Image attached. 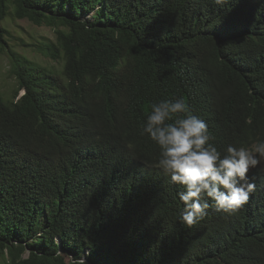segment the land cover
<instances>
[{"label":"trees","instance_id":"16d2710c","mask_svg":"<svg viewBox=\"0 0 264 264\" xmlns=\"http://www.w3.org/2000/svg\"><path fill=\"white\" fill-rule=\"evenodd\" d=\"M55 26L40 51H10L0 94V255L6 264H264V170L233 215L191 228L141 128L183 97L223 154L264 139V0H0ZM23 93L20 95V92ZM211 204V201H209Z\"/></svg>","mask_w":264,"mask_h":264},{"label":"clouds","instance_id":"9594fccd","mask_svg":"<svg viewBox=\"0 0 264 264\" xmlns=\"http://www.w3.org/2000/svg\"><path fill=\"white\" fill-rule=\"evenodd\" d=\"M145 134L159 148L156 167L171 184L183 186L177 194L183 205L181 224H198L210 207L233 215L256 190L248 172L264 165V139L257 138L249 147L229 144L222 154L206 121L192 113L183 97L153 103L141 128Z\"/></svg>","mask_w":264,"mask_h":264},{"label":"rangeland","instance_id":"374dc122","mask_svg":"<svg viewBox=\"0 0 264 264\" xmlns=\"http://www.w3.org/2000/svg\"><path fill=\"white\" fill-rule=\"evenodd\" d=\"M2 25L6 27L7 44H0V94L5 98L13 97L17 88V79L11 73L12 59L10 51L27 56L41 65H52L61 70L63 65L45 56L39 49L42 43L56 40L55 26L46 23L36 24L28 18H17L8 13ZM23 91L20 92V95ZM264 170V165H258ZM253 169V168H252ZM6 258L0 255V264Z\"/></svg>","mask_w":264,"mask_h":264}]
</instances>
